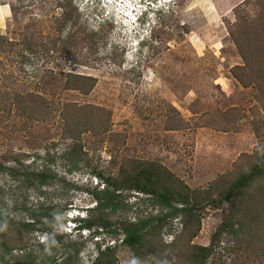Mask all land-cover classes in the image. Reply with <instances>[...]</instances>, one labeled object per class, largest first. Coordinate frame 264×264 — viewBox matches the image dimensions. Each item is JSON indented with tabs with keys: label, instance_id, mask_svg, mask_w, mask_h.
<instances>
[{
	"label": "rangeland",
	"instance_id": "obj_1",
	"mask_svg": "<svg viewBox=\"0 0 264 264\" xmlns=\"http://www.w3.org/2000/svg\"><path fill=\"white\" fill-rule=\"evenodd\" d=\"M243 1L74 0V22L52 36L59 45L74 27L72 55L53 53L45 62L34 55L19 64L16 49L0 52V207L21 221H37L24 243H13L21 246L7 256L11 264H61L72 248H79L73 264H92L96 238L74 226L92 215L93 194L104 186L100 177L116 175L126 159L160 163L192 190L217 181L222 190L252 167L264 145V62L256 63L255 55L245 62L230 38L233 9ZM63 3L0 0V37L15 42L29 32L51 34L61 24ZM52 67L97 83L87 95L62 87L46 93L40 117L18 111L14 93L21 86L41 92ZM64 104L106 110L108 131L70 138L60 118ZM76 143L81 150L71 159L67 153ZM118 193L116 208L105 212L113 223L151 220V243L138 252L121 244V235L102 234L101 242L115 243L118 264H160L161 256L182 264L177 250L209 246L213 237L205 264H264V242L254 238L247 245L220 228L226 204L198 210L197 226L187 217L165 218L171 210L144 194ZM47 228L62 235L59 243H41L45 234L38 229Z\"/></svg>",
	"mask_w": 264,
	"mask_h": 264
},
{
	"label": "trees",
	"instance_id": "obj_2",
	"mask_svg": "<svg viewBox=\"0 0 264 264\" xmlns=\"http://www.w3.org/2000/svg\"><path fill=\"white\" fill-rule=\"evenodd\" d=\"M63 1V5H59L62 13L56 19L61 23L58 29L53 28L54 31L51 34L43 36L41 33L29 32V34L23 35L21 40L15 42L0 37V52L11 51L14 53L13 50L16 49L14 59L19 64H24L34 55L41 56L40 58L44 62L45 58L53 53L72 55L73 50L77 49L73 39L75 36L74 27L62 40L60 37L59 45L56 44V40H52L53 35L57 34L67 23L74 22L76 18L77 10L73 7L74 0ZM233 13L236 19L229 27V35L236 45L240 57L248 63L255 55V61L258 60L256 63L264 62V55H261V49H264V0H244L233 9ZM87 37L84 40L79 39L80 43L89 40L90 36ZM259 52L260 59L257 57ZM235 76L239 82H243L239 76ZM96 83L97 79L90 75L74 72L58 73L52 67L47 85L45 88H40L44 93L37 92V90L29 92L23 88L24 86H21V91L14 93V106L27 116L34 114V116L40 117L46 114L44 110L46 106L41 104L45 101L43 96L46 93L55 94L57 89L62 87L63 90L78 91L87 95ZM37 88L39 89V87ZM60 118L63 121L64 130L70 138H77L88 131H92L94 134L105 133L108 131L110 123L109 113L93 105L80 107L64 104ZM79 150H81V146L76 143L67 155L71 159L76 155L77 159ZM0 168H2L1 165ZM35 176L45 178L43 174ZM100 178L103 180L104 186L93 194L95 206L88 209L92 215L81 218L76 225L79 233L88 231L92 238H96L94 243L96 257L92 264H118L115 243L109 245L108 242H101L102 234H107L109 238L121 235L120 243L136 252L145 249L151 243L149 239L151 234L148 230L150 219L113 223L105 214V212L116 208L120 197L118 192L124 190L135 191V194L138 195L144 194L160 203L165 209H170V213H166L165 218L172 216L178 219L176 216H183L197 226H200L202 219L197 215L198 210L207 206L222 209L226 204L229 212L220 228L232 236L244 238L247 245L252 244L254 238L259 239L260 243L264 242V145H262L252 167L230 180L222 190H218L223 187L220 181L210 184L206 189L192 190L162 164L145 160L126 159L116 175ZM215 192H219L218 196L212 197ZM36 222L34 219L27 222L21 221L0 207V264H11L7 256H10L21 246L13 243H24L25 233L36 230ZM38 231L45 234V239L41 243H45L46 246H52L61 241L62 235L58 237L59 235L50 231L49 228L38 229ZM195 236L192 235V237ZM213 246L214 237L209 246L188 245L187 252L177 250V253L182 264H205L213 252ZM165 248L160 253H167ZM78 252L79 248H72V252L63 253L60 263L73 264V256H76ZM171 261L168 256H161L160 264H170Z\"/></svg>",
	"mask_w": 264,
	"mask_h": 264
},
{
	"label": "clouds",
	"instance_id": "obj_3",
	"mask_svg": "<svg viewBox=\"0 0 264 264\" xmlns=\"http://www.w3.org/2000/svg\"><path fill=\"white\" fill-rule=\"evenodd\" d=\"M74 220L73 218L71 219V221ZM74 229H76V226H74Z\"/></svg>",
	"mask_w": 264,
	"mask_h": 264
}]
</instances>
